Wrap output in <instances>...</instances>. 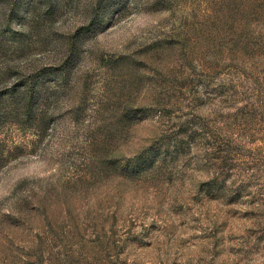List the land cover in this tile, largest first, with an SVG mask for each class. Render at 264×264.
Returning a JSON list of instances; mask_svg holds the SVG:
<instances>
[{"label": "rangeland", "instance_id": "374dc122", "mask_svg": "<svg viewBox=\"0 0 264 264\" xmlns=\"http://www.w3.org/2000/svg\"><path fill=\"white\" fill-rule=\"evenodd\" d=\"M0 106V264H264V0H0Z\"/></svg>", "mask_w": 264, "mask_h": 264}, {"label": "trees", "instance_id": "16d2710c", "mask_svg": "<svg viewBox=\"0 0 264 264\" xmlns=\"http://www.w3.org/2000/svg\"><path fill=\"white\" fill-rule=\"evenodd\" d=\"M28 104H29V105L24 106V107L22 108L23 111H24V113H26V117L30 116V111H31L30 103H28ZM17 110H18V108H16L14 111L16 112ZM4 111H5L4 106H3V107L0 106V114H1V112H4ZM0 157H1V154H0Z\"/></svg>", "mask_w": 264, "mask_h": 264}]
</instances>
